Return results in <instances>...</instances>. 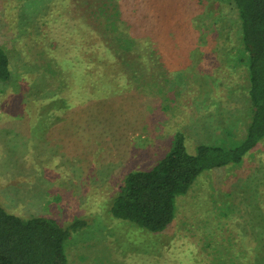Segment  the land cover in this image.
I'll list each match as a JSON object with an SVG mask.
<instances>
[{"label": "rangeland", "instance_id": "374dc122", "mask_svg": "<svg viewBox=\"0 0 264 264\" xmlns=\"http://www.w3.org/2000/svg\"><path fill=\"white\" fill-rule=\"evenodd\" d=\"M108 1L0 0L11 72L0 82V205L63 228L83 221L68 264H236L245 247L254 260L264 234V142L240 166L204 172L161 234L110 213L127 174L153 168L176 134L191 153L245 137L249 84L231 0H130L140 8L139 38L164 45L162 66L134 77L106 34ZM163 11L167 32L157 35Z\"/></svg>", "mask_w": 264, "mask_h": 264}, {"label": "trees", "instance_id": "16d2710c", "mask_svg": "<svg viewBox=\"0 0 264 264\" xmlns=\"http://www.w3.org/2000/svg\"><path fill=\"white\" fill-rule=\"evenodd\" d=\"M107 3L111 17L104 28L106 34L112 35L113 47L119 55L127 58L131 76L143 69L157 70V62L162 66L163 59L161 62L157 58L162 57L164 45L152 42L150 37L139 38L141 28L135 27L138 18L133 15H138L140 8H132L134 2L130 0ZM231 3L240 26L242 55L239 63L246 68L249 84L250 119L245 137L232 146L199 144L191 153L184 135L176 134L170 151L153 168L127 174L111 203L110 213L115 220L150 234L165 232L175 219L176 199L187 195L204 172L240 166L256 146L264 142V0H231ZM165 14L163 11L157 15V35L167 32L166 19L161 18ZM120 17L127 20H123L127 25L125 29L119 28ZM129 17H135L136 21H128ZM140 48L143 53L136 52ZM10 79L9 57L0 45V82ZM84 226L81 220L65 228L47 217L33 216L25 220L9 214L0 205V264H68V241ZM263 235H258L259 254L254 260H249L252 251L247 252L248 247H245L236 251V264H264Z\"/></svg>", "mask_w": 264, "mask_h": 264}]
</instances>
